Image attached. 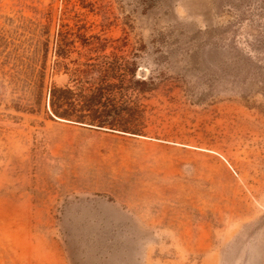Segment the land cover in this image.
<instances>
[{"label":"rangeland","instance_id":"1","mask_svg":"<svg viewBox=\"0 0 264 264\" xmlns=\"http://www.w3.org/2000/svg\"><path fill=\"white\" fill-rule=\"evenodd\" d=\"M0 264H264V0H0Z\"/></svg>","mask_w":264,"mask_h":264},{"label":"water","instance_id":"2","mask_svg":"<svg viewBox=\"0 0 264 264\" xmlns=\"http://www.w3.org/2000/svg\"><path fill=\"white\" fill-rule=\"evenodd\" d=\"M53 119L54 120H56V121H59V122H68V121H66V120H63V119H59V118H56V117H53ZM69 123H71V122H69ZM79 125H81L82 127H90V128H93V127H91V126H87V125H83V124H79ZM96 129V128H95ZM107 132H111V133H115V134H122V135H125V133H121V132H116V131H111V130H106ZM132 136H134V135H132ZM134 137H137V136H134Z\"/></svg>","mask_w":264,"mask_h":264}]
</instances>
